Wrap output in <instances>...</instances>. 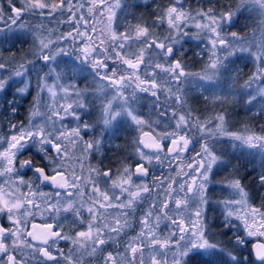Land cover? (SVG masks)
<instances>
[{
  "label": "snow or ice",
  "instance_id": "6c2138e0",
  "mask_svg": "<svg viewBox=\"0 0 264 264\" xmlns=\"http://www.w3.org/2000/svg\"><path fill=\"white\" fill-rule=\"evenodd\" d=\"M7 6H0V264H264V192L250 194L239 178L216 180L231 165L225 145L239 142L249 164L259 157L252 171L264 189V126L231 130L224 94L227 85L252 107L264 101V0L226 11L170 0L155 6L151 23L128 12L141 6L129 0ZM244 11L255 14L258 38L230 31ZM190 24L191 38L206 40L197 72L182 56ZM238 62L255 63L239 87ZM32 91L27 122L14 120ZM91 108L96 118L88 122ZM129 129L138 133L134 151L115 169L90 163L105 136L120 139ZM217 186L229 196L214 200ZM37 213L42 225L32 222Z\"/></svg>",
  "mask_w": 264,
  "mask_h": 264
},
{
  "label": "trees",
  "instance_id": "16d2710c",
  "mask_svg": "<svg viewBox=\"0 0 264 264\" xmlns=\"http://www.w3.org/2000/svg\"><path fill=\"white\" fill-rule=\"evenodd\" d=\"M170 2V0H131L129 3H138L141 4L138 8H132L128 9V12L133 13L135 17L140 18L143 17L146 19L149 23L153 20V12L154 8L157 5L165 6ZM183 3L185 6L191 9L196 8H208L213 7L217 11H226L227 6L231 5L233 8L239 3V0H183ZM1 6L5 8V11H7V0H0ZM148 5H152L149 7ZM129 19H132V16H129ZM255 14L249 13L248 11H244L243 15H241L238 23L240 27L237 28H231L230 31H236L239 35L244 36L248 35L249 38H251V34L253 32H256L257 38L259 37V30L255 28L254 21ZM135 20H133V23ZM157 34L162 35V30L166 32V28H158ZM190 31V29H186ZM162 31V32H161ZM227 31V30H226ZM192 35H189L188 37H184V40L187 41L186 43H183V60L186 63V65L189 67V70L197 72L200 71L201 64H200V57L198 56V53L201 52V50L205 46V41L202 43L199 39H193ZM199 45V47L197 46ZM10 45H8L9 47ZM6 47V46H4ZM180 45H177V48H179ZM177 56H181V52L177 53ZM238 67L241 69V72L239 76L237 77V87L242 86L244 81L248 79L249 76L252 75V72L255 68L254 62L247 63V66H245L244 62H238ZM91 77V76H90ZM79 79V78H78ZM83 87V85H81ZM257 86H253L255 88ZM225 95H227V101L226 107L229 110V122L232 125L231 130L234 131H241L245 126L251 128L252 130L259 132L260 127L264 126V116H258L257 113L260 111L262 105H264V101H260L258 103H255V107H252L251 105H248L246 103L247 97L244 96L241 98L239 93L234 95H228V86L225 85ZM193 95H198L197 92H194ZM163 99V97H162ZM259 100V97L257 98ZM31 100L32 96H28L25 99L20 101V104L22 105L19 108L18 115L13 118L16 121L19 120H25L26 117H28V110L31 107ZM197 108L203 110L206 106L203 102H199L195 105ZM207 107L211 108L212 104L209 103ZM251 109V110H249ZM92 115L85 117V119L88 122H92L96 118V112L97 109L91 108ZM145 113L147 114L148 109H144ZM153 119H155V116H153ZM68 120H71L68 119ZM65 123H67V121ZM75 125L73 122L70 126ZM160 128H157V131H160ZM138 133H136L134 130L129 129L127 132L121 133V138L116 139L112 138L109 140L107 136L104 137V148L103 151L100 153L94 154L90 158V163L93 166H97L100 168H116L118 166V162L125 157H127L130 153L134 151V148L132 146V140L134 137L137 136ZM90 136H86L85 139H89ZM237 144V147L233 148L231 145H225L226 150L228 151V159L231 160V165L229 167V170L225 172L222 176L218 175L216 177L217 181H222L230 178H239L241 179L242 184L245 186L246 190L249 191L250 194L255 195L257 191L264 192V189H258V181L255 180L256 173L252 171L253 167L259 171V157L254 158V163L249 164V160H253V157L248 155V151L243 150V147L239 146V142H235ZM147 151V150H146ZM77 156L80 155L79 149L76 150L75 153ZM233 157H236L238 159H234ZM24 158H28L27 156ZM34 163H39L38 159H34ZM133 165L135 164V160L130 161ZM164 171L167 172L168 169L166 165L164 166ZM232 173H235V176H232ZM26 180L34 179L31 172H28L27 175L24 177ZM219 187V186H217ZM212 193V198L215 200L220 199L223 195L220 194L222 191L220 189ZM41 190L44 192H49L50 189L47 187L41 186ZM255 203H259V200L257 199ZM212 214H217L215 216L219 215V212H211ZM214 223H219L218 220H214ZM70 222L65 223V227L67 228L69 226ZM213 231H221V229L213 228ZM131 235V233H130ZM218 239H226V237H218ZM61 247H63L64 251H67V245L65 242H61ZM249 248V245H248ZM250 250V248H249Z\"/></svg>",
  "mask_w": 264,
  "mask_h": 264
},
{
  "label": "rangeland",
  "instance_id": "374dc122",
  "mask_svg": "<svg viewBox=\"0 0 264 264\" xmlns=\"http://www.w3.org/2000/svg\"><path fill=\"white\" fill-rule=\"evenodd\" d=\"M129 2H131V0H129ZM0 6H1V4H0ZM17 6H19V0H17ZM186 8H188L187 6H185ZM198 8H196V9H193V10H197ZM33 24H39V23H41L42 21H41V19L39 18V17H37V18H35V19H33L32 21H31ZM45 24H47V21H43ZM0 27H4L2 24H0ZM164 28H166V26L164 27ZM163 28V29H164ZM189 29H190V31H188V30H186V31H188L189 32V35H192V36H194L195 34H196V32H197V30L195 29V27L193 26V25H189ZM61 30H67V26H63L62 27V29ZM157 30H159L158 28L156 29V31ZM163 31V32H162ZM161 32H162V35L161 36H163V35H165L166 34V32L164 31V30H162ZM205 43H206V40H205ZM6 47H8V45H5ZM0 50H2V49H0ZM27 49H26V47H25V51H26ZM13 51L14 52H16V49H13ZM5 55H8V53H5ZM255 71V68H254V70H253V72ZM252 72V73H253ZM91 77L89 76V82H91ZM255 85V84H254ZM253 85V86H254ZM35 86V76H33V87ZM255 86H257V85H255ZM36 95V92L35 91H32V97L33 96H35ZM68 102H71V101H68ZM68 119H70V117L69 118H67L66 120H68ZM25 121V123L27 122V117H26V119L24 120ZM73 123L75 124V122L73 121ZM73 126H75V125H73ZM4 129H2V128H0V131H3ZM138 135V134H137ZM243 150H245V151H249L247 148H245V147H243ZM3 180V178H0V181H2ZM223 181V180H222ZM218 189H220L221 191H222V189H221V187L219 186V187H217V190ZM220 194H222L223 196L220 198V199H223V198H227L228 196H229V193L227 192V191H222ZM215 200H216V198H215ZM215 215H217V214H215ZM214 214H212V213H209V216H210V218H214V217H216ZM214 221V219L213 220H211L210 222H213ZM32 222H38V223H44L45 222V217L44 216H42V215H40L39 213H37L36 214V216H35V218H34V220L32 221ZM48 222H51V221H48ZM219 222V221H218ZM253 241H256L255 240V238H253ZM249 248H250V245H249Z\"/></svg>",
  "mask_w": 264,
  "mask_h": 264
},
{
  "label": "water",
  "instance_id": "95a60500",
  "mask_svg": "<svg viewBox=\"0 0 264 264\" xmlns=\"http://www.w3.org/2000/svg\"><path fill=\"white\" fill-rule=\"evenodd\" d=\"M37 225H42V224H40V223H36ZM256 241H253V243H255ZM250 249H251V245H250Z\"/></svg>",
  "mask_w": 264,
  "mask_h": 264
}]
</instances>
